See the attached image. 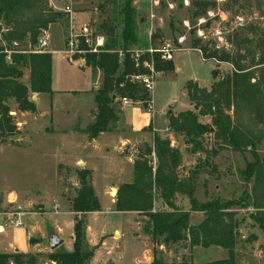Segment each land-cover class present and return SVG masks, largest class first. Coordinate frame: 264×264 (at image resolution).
<instances>
[{
  "label": "trees",
  "instance_id": "trees-1",
  "mask_svg": "<svg viewBox=\"0 0 264 264\" xmlns=\"http://www.w3.org/2000/svg\"><path fill=\"white\" fill-rule=\"evenodd\" d=\"M114 13L105 17L100 25L104 36V47L98 53L90 52L80 41L81 54L75 60H85V66L100 71L101 85L92 90L96 105L94 122L84 133L90 140L111 132L120 122L122 100L141 104L143 108L152 103V94L134 77L147 75L145 63H152L158 74L172 73L174 64L163 58L154 44L141 41L134 0H110ZM230 3H256L264 6V0H228ZM108 0L99 8L107 12ZM216 2L194 0L189 7L195 21L205 16ZM172 15V14H171ZM66 15L55 11L46 0H0V144L19 136L18 124L12 116V107L21 113H36L31 94L53 95V56L49 52L33 53L40 38L53 24L62 23ZM175 22H171L173 28ZM180 23V22H179ZM192 48L206 62L232 68L229 75L220 77L210 89L200 87L197 82L187 83L186 94L192 110L170 114L168 128L193 155H211L216 158L224 150L244 154L250 152L254 162L247 163L244 177L254 179V208L264 212V158H260L258 139L253 128L264 127V28L249 26L237 31L229 39L232 49L217 48L204 43L193 31ZM159 36L156 34L154 42ZM18 45V48H15ZM156 50L150 54L149 49ZM140 51L138 58L135 52ZM10 54V55H9ZM120 54L123 56L120 57ZM9 58V60H8ZM29 73V85L22 80ZM149 111H152L149 110ZM247 115L250 126L243 120ZM201 118H210V123ZM212 137L213 146L204 144ZM154 157L152 161L149 157ZM183 155L173 147L169 138L153 134L151 145L136 149L133 164V180L119 187L115 207L117 212L137 213L144 217L143 233L149 238L152 248L151 264H196L194 261L166 262L158 249L187 243L191 249L218 247L228 257L207 264H237L236 248L240 237L241 221L237 205L243 201L212 199L201 202L196 197L197 176L195 170L182 176L180 170ZM209 165L208 162H205ZM210 170V169H209ZM213 170L211 169V172ZM209 174V172H207ZM80 189L72 199L75 219L73 251L62 247L51 252L47 259L53 264H88L94 257L86 236V215L101 211L90 181L89 173H78ZM179 198L189 201L185 211L177 205ZM160 202L166 209H156ZM202 214L203 221L192 226L191 214ZM264 230V219L254 218ZM34 243V240H31ZM33 255L0 254V264H35Z\"/></svg>",
  "mask_w": 264,
  "mask_h": 264
},
{
  "label": "rangeland",
  "instance_id": "rangeland-1",
  "mask_svg": "<svg viewBox=\"0 0 264 264\" xmlns=\"http://www.w3.org/2000/svg\"><path fill=\"white\" fill-rule=\"evenodd\" d=\"M53 1L61 10L66 6H70L77 15L75 23L77 25L89 23L92 31L97 35H100V25L105 17L114 13V5L110 0H108L107 12L99 8L107 0ZM155 1L157 5L151 0H134L137 17L143 20L138 29L139 39L149 44H154L157 50H161L168 43L166 46L167 50L164 51L162 49V52H165L167 57H169L166 61L174 64L175 71L158 74L151 93L152 103L150 105L153 107L152 111H149L150 105L143 108L141 104H129L130 106L125 111L127 125L130 129L126 126L123 128L121 126L122 134L124 135H106L102 137L96 147L80 149L83 145V140L79 136H44L41 134L34 135L30 148L15 150L0 147V161L8 163L5 171L2 169L0 172V188H3V193L10 197L11 195H24L35 192L33 198L40 200L52 212L57 208L61 212L67 208L66 203L61 199L60 183L55 164L57 159L54 156L58 155L62 161L70 162L67 160L68 157L79 156L80 154L82 160H87L93 165L95 176L93 186L92 184L91 186L102 209V212L94 220V228L98 236H104L101 239L97 238V244L100 247L101 243L107 238V248L103 249V254H110L109 259L112 264L150 263V260H146L147 251L149 250L147 243L144 239L136 236L138 228L135 215L133 213L117 212L114 205L117 194L109 195L110 186V190L116 189L118 191L121 186L119 182L130 178L133 172L132 165L127 161H123L121 157L124 158L132 153L136 155L135 150L145 145V143L138 146L135 144L142 141L150 142L144 132L145 127H147L146 131L149 135V132L156 133L153 128L157 133L159 132L158 135H161L160 137L171 134V132H166V121L170 113L178 115L179 113L192 110L190 100L186 94L188 82L194 81L201 87L210 89V86L218 81L220 77L227 76L232 71V68L228 65L217 66L215 61H204L202 56L193 50V31H195L196 36L203 39L204 43L215 44L219 49L230 50L233 46L230 44L229 39L237 31L246 29L251 25L264 28V6L256 3L235 5L228 0H209L216 2V7L211 8L205 16L194 21L189 12V7L192 6L194 0ZM61 13L66 15L63 12ZM153 15L154 17H152ZM175 21L177 23L172 28L170 24ZM69 22V17L66 15L64 22L59 23L64 30L65 41ZM156 34L159 37L154 42ZM55 76L57 78L56 67ZM53 78L55 79V77ZM96 78L97 76L94 79L96 80ZM101 82L102 77H100V85ZM90 94L56 97L59 98H55L58 100V104L62 105L65 110L63 119L70 117L69 113H72V110H89L90 108L91 111L95 102H93ZM47 99L49 101L46 105L48 110H50V106L54 102L51 101V97H47ZM55 99L53 100L55 101ZM51 117L53 118V115ZM14 118L15 122L21 121L16 116ZM242 118L250 126L247 115L243 114ZM201 121L211 122L210 118H201ZM150 123L151 125L148 126ZM42 124H39L38 128H43ZM65 125L61 129H66L68 125ZM18 127L20 128L21 124H18ZM253 130L258 139L261 140V145L258 147L257 152L260 158H264V127L253 128ZM124 141L133 145L121 147L120 157L119 147ZM204 144L208 148L213 146L212 137L207 136L204 139ZM175 146L180 148L183 155L182 165L184 168L180 170L182 176L191 174L195 170L199 172L197 176L199 189L196 194L199 201L206 202L217 198L222 201H243L240 204L241 206H236L238 208L237 215L241 221V234L236 248L237 264H264V230L260 222L254 219L255 217H259L261 220L262 218L264 219V212L255 209L253 205L254 179L248 182L244 177L247 163L252 164L254 162L253 155L250 152L241 154L224 150L216 158H212L210 154L208 156H193L190 153V147L187 149L188 147L183 145L182 141L179 144L175 143ZM205 162H208L209 165H206ZM211 169L213 170L212 172ZM84 171L89 173L88 180L91 181L92 172L86 169ZM79 172H81V169L77 172L69 170V183L71 185L73 181L79 179ZM178 203L183 205L180 200ZM38 210L39 207L37 206H22L21 211L18 210L16 205L4 204L0 206V212L32 214L38 212ZM192 215L190 219L192 225H198L204 219L201 214ZM87 218L88 216L86 215V224ZM54 219H57V217L39 218L37 223L44 226L46 223L52 224L53 222L51 221ZM23 221L25 226L23 229L26 231L34 223L26 218ZM61 222L65 223V221ZM141 226L144 228L145 222L141 223ZM116 232H120L119 238L114 236ZM37 240L34 241L38 242ZM21 241L17 244V247L24 243V237H21ZM2 242L3 239L0 236V243ZM1 246L0 249L3 250V248L8 247V243L4 242ZM151 247L153 248V246ZM62 248L65 249L64 246ZM97 248H94V252ZM158 249L161 251V257L166 262L194 261L196 264H207L228 257L227 252L221 248L191 249L187 243L172 245L167 248L161 246ZM18 251L20 254H26L27 248H25L24 252ZM51 252L47 249L46 251L32 254L36 259L35 264H53L47 259ZM108 264L111 263L109 262Z\"/></svg>",
  "mask_w": 264,
  "mask_h": 264
},
{
  "label": "crops",
  "instance_id": "crops-1",
  "mask_svg": "<svg viewBox=\"0 0 264 264\" xmlns=\"http://www.w3.org/2000/svg\"><path fill=\"white\" fill-rule=\"evenodd\" d=\"M46 1L49 3L51 7H53L55 11H58V12H63L66 7H70V6H66L63 10H61L57 7L55 1L53 0H46ZM73 13H74L75 19L77 20V15L75 14L74 10H73ZM45 36L48 38V41H49V46L46 50L47 52L51 53L53 56V68H54L53 77H55V79L53 78V81H52V89L54 93L53 95L38 94L34 102L32 101V97L34 96V94H31V101L34 104H36V107H37V112L34 114L33 113H21L17 111V107L15 106L12 107L13 108L12 116L13 117L16 116L19 119H21V121L20 120L16 121L17 124H21V127L20 128L18 127L19 128V136H18L19 141L12 142L10 139L0 144V147L8 148V149L12 148L15 150L16 149L21 150L23 148H30L32 145V139L34 135L41 134L44 136L46 135L48 136H54V135L79 136L83 140V145L80 147V149H85L87 147L98 146L102 137L106 135L122 134L123 133L122 128L125 126L130 129V127L127 125L126 111H125L126 108L130 106L129 104L123 105L120 122L116 125V127L113 128L111 132L101 134L95 140H90L89 137L84 133V130L89 125H91L95 120V114H96L95 103L93 104L94 108L91 111H90V108L89 110L88 109L72 110L73 112L69 113V116L70 115L71 116L63 119V113L65 110L64 108H62V105L58 104V100L56 99H59V98H56V97L65 96V95L70 96V95H78V94L80 95V94L91 93L90 95L92 96L93 102H94V95L92 93V89H97L99 87L101 73L99 71L94 72L91 68L83 66L80 63H72L65 57L63 52L65 51V48H66V41L64 40V30L60 26L59 23L51 25L49 29L45 32ZM56 62H58L57 65H55ZM55 67L57 70V78L55 76ZM96 76L97 78L95 80L94 78ZM22 82L27 86L29 85V73L28 72L24 76ZM47 97H51L52 98L51 101L54 102L51 104L50 110H48L47 105H46V103L49 101ZM53 99H55V101ZM51 115H53V118L51 117ZM39 124H42L43 128H38ZM65 124L68 125L66 129H61V127H63ZM166 124H167L166 132H170L168 128V118H167ZM150 125L151 123L148 126ZM146 128L147 127L144 128V132L147 134L148 136L147 138H149L150 142L148 143V141H142L138 144H135L136 146L140 144H144V143L148 145L152 143L153 132L152 133L149 132L150 133L149 135L148 132L146 131ZM153 131L157 133V131H155L154 128H153ZM162 138H169L172 142L173 147H176L175 143L179 144L182 141L181 138H176L172 133L170 135L162 136ZM124 145L125 147H129V146H132L133 144H129L124 141L119 147V156H120L121 147H123ZM176 148H179V147H176ZM54 158L57 159L55 164H56L57 176H58L59 183H60L61 199L66 203L67 208L63 209L62 212L59 210V208L55 209L54 212H52L40 200H35L33 198V194H35V192L24 194V195L16 194V195H11L9 197L3 193L2 191L3 188H0V206H3L4 204H8L10 206L16 205L18 206L19 211H21L22 206L39 207L38 212L32 213V214H25L23 212H12V213L20 215L19 218L22 223V227H18V228L6 227L3 223V220L0 218V236L3 239V242L0 243V248L2 247L1 244H4V242L8 243V247L3 248V250L0 249V254H17V253L20 254L18 250H21L24 252L25 248H27V251H26V254L24 255H32L38 252L46 251L47 249L52 251L50 249L49 242L51 238L53 237H57L63 241L60 247L64 246L65 250L68 252L73 251L75 219L78 215H76L72 210V199L75 197L76 193L80 189V182L78 179L76 181H73L72 185L69 183V179H70L69 170L70 171L72 170L75 172L79 171V169H81V171H84L85 169L90 170L92 172V179L90 182L93 186V181H94V176H95L94 169H93V165L90 164L89 161L82 160L80 154L79 156L73 155L71 157H68L67 160H69L70 162L62 161L61 159H59L58 155H55ZM121 159L123 161H127L128 163H130L133 169L135 154L133 153L128 154L124 158L121 157ZM59 162H63V163H59ZM0 165H1L0 167V172H1L2 169L5 171V169L8 166V163L0 161ZM184 166L186 165L184 164ZM132 180H133V172L130 178L126 179L125 181L119 182V184L123 185L126 183H130L132 182ZM110 188L111 186L109 187V195L113 194L112 193L113 190H116V189L110 190ZM198 189H199V186L197 184V191ZM197 191H196V194H197ZM179 200L180 202L183 203V205L178 203ZM177 205L180 208L184 209L185 211H188L190 209L189 201L185 198H179L177 201ZM155 208L157 210L161 208L166 209L160 202L156 203ZM3 212H7V211H3ZM101 212H102V209L100 212L90 213L87 215L88 218H87V224H86V227H87L86 236H87L88 244L90 248L92 249L98 247L94 252V257L90 264H108L109 262L112 264V262L109 259L110 254H103L104 253L103 249L107 248V238L101 243L100 247L97 244V238L101 239L102 237H104V236L102 237L98 236L94 228V220L99 216ZM133 214L135 215V221L137 223V228H138V233L136 234V236L137 238L144 239V241L147 243L149 250L147 251L146 260H150L149 264H151L152 262V255H151L152 247L151 246L152 245L150 243L149 238L143 233V228L141 226V223H144L146 219L137 213H133ZM192 214H199V213H192ZM192 214H191V218L193 216ZM51 216L57 217V219H54L53 221H51L53 222L52 224L46 223L44 226L38 225L37 220L39 218L48 219V218H51ZM25 218L31 222H34L31 225L30 229L27 231L23 229L25 228L24 221H23ZM61 221H65V223ZM192 226H196V225H192ZM114 236L116 238H119L120 232H116ZM21 237H24V243H22L20 247L19 245L17 247V244H19V242H22ZM91 237L93 238L91 239ZM31 240H37L38 242L34 241V243H32ZM46 242H48V244H46ZM108 252L110 253V251Z\"/></svg>",
  "mask_w": 264,
  "mask_h": 264
},
{
  "label": "built area",
  "instance_id": "built-area-1",
  "mask_svg": "<svg viewBox=\"0 0 264 264\" xmlns=\"http://www.w3.org/2000/svg\"><path fill=\"white\" fill-rule=\"evenodd\" d=\"M152 2H154V4H156L155 0H151ZM157 5V4H156ZM63 13H65L68 17H69V28H68V34L66 37V48L65 51L63 52V54L65 55V57L72 63H80L81 65L85 66V60L83 59H77L75 60L74 57L81 54L82 51H79V44L80 41H83L85 43V45L90 49V52L92 53H98L99 49L104 47L105 44V38L104 36H100L95 34L89 23H80V25H77L76 19L74 17V13L71 7H66L63 11ZM154 17V15L152 16ZM168 45V43H166L162 49L167 50L166 46ZM49 46V41L48 38L45 36V33L43 34V36L40 38L38 45L36 46V48H34L32 50L33 53H43V52H47V48ZM161 50H157L159 51L161 54H163V58L165 60H167V55L165 54V52H162ZM156 50H154L153 48L149 49V53L153 54ZM140 51H136L135 52V57L138 58L140 55ZM10 55V54H9ZM123 55L120 54V57H122ZM9 60V58H8ZM145 67L147 68V70L149 71V74L147 75H139L134 77V81L139 82L140 84H142L144 86V88L149 92L152 93L153 91V86L154 83L156 81V78L158 76V73L155 72L154 70V66L152 63H145ZM122 104L123 105H128L131 104L130 101H128L127 99H123L122 100ZM153 109L152 105H150V110ZM19 214H15L12 212H1L0 213V218L3 220V223L6 227H14V228H18V227H22V223L20 221L19 218Z\"/></svg>",
  "mask_w": 264,
  "mask_h": 264
},
{
  "label": "water",
  "instance_id": "water-1",
  "mask_svg": "<svg viewBox=\"0 0 264 264\" xmlns=\"http://www.w3.org/2000/svg\"><path fill=\"white\" fill-rule=\"evenodd\" d=\"M19 46L18 45H15V48H18ZM217 75V74H216ZM215 75V76H216ZM37 96H38V94H34V96L32 97V101L34 102L35 100H36V98H37ZM171 114V113H170ZM11 141L12 142H17V141H19V137L17 136V137H13V138H11ZM154 159V157L152 156V157H149V160L150 161H152ZM113 192H115V195L117 194V190H113L112 191V193ZM62 243H63V241L62 240H60L59 238H57V237H53V238H51V240H50V242H49V246H50V249L52 250V251H54V250H56V249H58L61 245H62ZM46 244H48V242H46Z\"/></svg>",
  "mask_w": 264,
  "mask_h": 264
},
{
  "label": "bare ground",
  "instance_id": "bare-ground-1",
  "mask_svg": "<svg viewBox=\"0 0 264 264\" xmlns=\"http://www.w3.org/2000/svg\"><path fill=\"white\" fill-rule=\"evenodd\" d=\"M113 194H115V192H113Z\"/></svg>",
  "mask_w": 264,
  "mask_h": 264
}]
</instances>
